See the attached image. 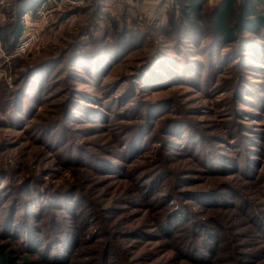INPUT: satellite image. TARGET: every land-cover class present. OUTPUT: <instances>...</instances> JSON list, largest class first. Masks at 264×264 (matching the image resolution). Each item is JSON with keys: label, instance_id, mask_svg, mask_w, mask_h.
<instances>
[{"label": "rangeland", "instance_id": "rangeland-1", "mask_svg": "<svg viewBox=\"0 0 264 264\" xmlns=\"http://www.w3.org/2000/svg\"><path fill=\"white\" fill-rule=\"evenodd\" d=\"M43 1L0 0V27H12L23 9L24 32L19 40L28 33L34 38L30 51L21 56L6 53L0 42L2 193L8 191L5 196L12 202L18 194L30 196L22 188L37 187L43 193L67 190L71 196L47 202V210L66 212L53 207L65 200L75 210L80 202L86 205L81 221H65L82 235L72 259L75 264H189L166 238L158 236L156 216L170 205H189L188 220L223 214L225 225L235 233L254 234L242 217L205 210L211 202L206 203L204 195H197L198 199L192 195L231 185L254 200L261 198V188L250 186L243 173L264 175V62L258 60L259 50L237 63L249 72L247 84L243 83L248 101L242 102L234 91L235 61L229 59L218 68V57H209L193 41H187L179 54L162 33L172 0L54 3L49 13L41 15L37 5ZM216 2L210 0L208 7ZM114 22L130 31L126 40L136 46L119 61L112 58L113 52L98 51L99 45L117 43ZM159 52L164 55L158 57ZM188 59L191 70L200 71L193 75L195 84L184 80L156 88L154 82H146L168 78L169 71L179 72ZM22 61L46 65L34 74L35 86L21 97V109L5 112L7 94L16 88L17 74L26 69ZM208 73L210 80L201 82ZM39 82L43 89L37 88ZM34 96L40 101H33ZM58 121L61 129L40 132L41 126ZM137 125H141L139 147L121 158L127 135ZM205 153L212 157L204 159ZM95 155L113 159L116 166L105 172L98 161L92 162ZM76 193L90 199L80 201ZM226 200H231L228 195ZM36 210L40 209L32 207ZM37 219L42 220L39 225L44 231L52 226L48 214ZM103 232L114 234L113 242Z\"/></svg>", "mask_w": 264, "mask_h": 264}, {"label": "trees", "instance_id": "trees-1", "mask_svg": "<svg viewBox=\"0 0 264 264\" xmlns=\"http://www.w3.org/2000/svg\"><path fill=\"white\" fill-rule=\"evenodd\" d=\"M209 1L172 0V4L167 11L166 25L161 28V31L173 43L172 47L179 54L184 52V46L187 41H193L195 46H197L196 48L204 50L209 57H218V68L229 59L235 61L232 67H236L238 76L234 91H236L239 101L247 102L248 100L245 99L247 95L244 94L246 85L243 83L248 81L247 73L249 72L237 67V63H240L241 58L252 55L257 50H259L258 60L264 62V54L262 53L264 45V0H216L217 2L214 5L208 7ZM260 5L263 7L262 9L259 8ZM22 11L23 9L18 12L17 20L12 27L9 25L0 27V42H2L8 54L12 53L22 33ZM112 26L117 31L115 40L117 43L114 47H112L114 44H106L103 47L99 45L98 51L104 49L106 52H113L112 58H115V61H119L126 52L136 46L133 45V42L126 40L130 33L126 27L120 29L117 22H114ZM162 55H164L163 52H159L158 57H162ZM75 56L73 55L72 58L74 59ZM45 63L41 62L34 66H29L25 61L21 62V66H25L26 69L17 74L18 79L15 80L16 88L10 90L7 94L6 105H4L3 109L5 112L10 110L16 112L21 109L19 106L21 97L26 94L29 87L35 86L33 76L43 69V66L46 65ZM241 63L243 64V62ZM190 65L191 60L188 59L184 61L179 72L169 71L170 76L168 78L159 76L153 81L147 79L146 82H154L156 88H162L169 82L176 84L184 80H191L195 84L196 80L193 75L199 74L200 71L197 69L193 72ZM151 66L149 67L150 69ZM211 66L212 61L208 67L211 68ZM246 66H249V64H246ZM211 77L212 74L209 75L208 73V76L202 79L201 82L204 80L207 83ZM238 81L242 82V84H239ZM39 84L40 86L36 85L37 88L43 89V84L41 82ZM31 98L33 101H40L35 96ZM51 125L52 123L45 128L41 126L40 132L43 133V131L52 130V128L54 130L62 128L61 121ZM139 126L141 125L134 127L130 137L127 135L128 141L124 142L125 152L119 154L121 158L128 151H134L133 153L137 151L140 142V137L138 136L140 131L137 130ZM206 154L208 153L203 154V157L209 160L212 156L209 157V154L208 156ZM245 154L247 155L248 153L246 152ZM95 161H98L103 166L102 169L105 172L109 171V173L111 168L116 166L113 163V159L101 157L98 159L95 155L92 162ZM90 165L93 166L92 164ZM205 166H207V163H205ZM210 166H213L212 163ZM216 166H219V164L216 163ZM243 173L247 176L250 186L261 188V198L254 200L251 194L227 185V188L223 190L205 189L204 192L203 190H198V192L193 193L192 199H198L199 196L197 195H204L206 197L205 202H211L210 204H212H208V207L204 208L205 210L212 209L213 211H219V213L225 212V215L232 213L235 216L242 217L246 225L250 224L253 226L254 234L253 232L249 234L235 233L232 227L225 225V219L222 218L223 214H218V218L209 217L203 219L195 215L193 220H188L185 210L186 206H189L187 204L179 207L170 205L156 216V228L160 231L158 236L166 238L170 246L176 250V253L183 260H187L189 264H264V175L257 177L259 175H248V173L252 172ZM0 190V264L76 263L72 259L75 258V248L78 247V240L81 243L82 235H79L80 233L75 234L65 221L68 218L81 221L80 213L86 210V205L83 206L80 202L79 210H75V208H72V202L65 200L63 205L57 202L53 207L63 208L66 212L47 210V206L50 205L47 202L51 203L59 199H66V197L71 196V191L47 190L46 193H43L37 187L32 189L22 188L23 193H31L30 196L26 197L23 193V195L18 194L16 196L17 199L11 202L8 194L5 196L8 191L3 194L2 189ZM12 193L15 194V192ZM76 195L80 201L81 198L90 199L84 193H80V196L77 193ZM227 195L230 197V201L226 200ZM234 195L237 200L239 199L238 202L237 200H232L235 199ZM9 197L12 196L10 195ZM34 206L40 210L32 211ZM67 212L68 214H65ZM46 214H48V221L52 226L44 231L39 225L42 220L39 222L37 218ZM103 235L110 237L113 242L114 234L103 232ZM244 239H247V241L242 242ZM257 246H260V248H256ZM116 262L103 264H122ZM82 264H87V262H82Z\"/></svg>", "mask_w": 264, "mask_h": 264}, {"label": "built area", "instance_id": "built-area-1", "mask_svg": "<svg viewBox=\"0 0 264 264\" xmlns=\"http://www.w3.org/2000/svg\"><path fill=\"white\" fill-rule=\"evenodd\" d=\"M76 1H83V0H44L42 3H39L37 5V6H40V7L39 8L37 7L38 10L37 9L36 10L38 11L37 12L38 14L42 15V13L43 14L49 13L50 7L53 6L54 3H56V4H62V3H65V2H73L74 3ZM36 10L34 12H29V13H31V14L36 13ZM28 11H31V10H28ZM44 11H45V13H44ZM28 16H29V14H26L25 19H27ZM26 25L28 26L27 23H26ZM23 32H24V27L22 28L21 35L23 34ZM29 34L30 33L24 35L23 38H21L19 40V42L14 47V49H13V51L11 53L12 56H21V55L27 54L30 51V47H31V45L33 43L34 38L29 36ZM2 78H3V73L0 70V82H1Z\"/></svg>", "mask_w": 264, "mask_h": 264}]
</instances>
